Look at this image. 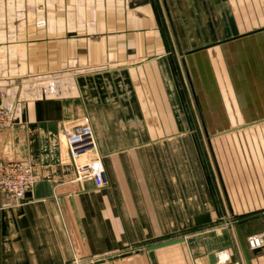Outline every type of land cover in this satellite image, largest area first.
I'll return each mask as SVG.
<instances>
[{
	"label": "crops",
	"instance_id": "1",
	"mask_svg": "<svg viewBox=\"0 0 264 264\" xmlns=\"http://www.w3.org/2000/svg\"><path fill=\"white\" fill-rule=\"evenodd\" d=\"M1 61L0 162L38 180L23 197L0 189V264H246L235 226L256 232L246 213L221 217L178 78L206 121L264 114V27L244 30L233 0H0ZM82 118L102 187L76 178L63 141Z\"/></svg>",
	"mask_w": 264,
	"mask_h": 264
},
{
	"label": "rangeland",
	"instance_id": "2",
	"mask_svg": "<svg viewBox=\"0 0 264 264\" xmlns=\"http://www.w3.org/2000/svg\"><path fill=\"white\" fill-rule=\"evenodd\" d=\"M233 2L239 6L241 27L244 30L264 27V0ZM19 13L21 17L22 12ZM4 64L6 62L1 61V70ZM178 78L191 125L199 136V146L221 217L236 221L239 217L236 212L246 213L244 222L247 232L259 231L264 227L263 215L260 219L264 211V114L259 111L251 113L248 119L241 122H222L219 116L216 122H212L210 116L206 121L205 112L209 108L207 110L199 105L187 75ZM213 108L216 110L213 114L233 115V108H217L218 111L216 107ZM206 132H209L208 136ZM230 205L235 216L231 214ZM244 238L246 240L247 236Z\"/></svg>",
	"mask_w": 264,
	"mask_h": 264
},
{
	"label": "built area",
	"instance_id": "3",
	"mask_svg": "<svg viewBox=\"0 0 264 264\" xmlns=\"http://www.w3.org/2000/svg\"><path fill=\"white\" fill-rule=\"evenodd\" d=\"M8 94L0 86V133L11 119L12 110L7 103ZM63 141L69 158L75 166L76 178H93L98 187L106 182L105 169L98 154L96 136L87 118L79 120L65 132ZM38 178L33 168L21 160L0 162V189L23 197L36 184ZM264 219V211H263ZM246 245L250 249L264 248V229L249 235ZM218 264V263H216Z\"/></svg>",
	"mask_w": 264,
	"mask_h": 264
},
{
	"label": "water",
	"instance_id": "4",
	"mask_svg": "<svg viewBox=\"0 0 264 264\" xmlns=\"http://www.w3.org/2000/svg\"><path fill=\"white\" fill-rule=\"evenodd\" d=\"M219 174L221 176V172ZM221 180H222V183H223L222 176H221ZM223 185H224V183H223ZM227 198H228V195H227ZM228 202L230 204L229 198H228ZM210 221H211V216H210L209 213H205V214L199 215L195 219V222L197 224H203V223H207V222H210ZM235 228H236V234H237V238H238L239 244L241 246V249L243 251V254H244V257H245V260H246V264H251L248 248H247V245H246V241H245V238H244V236H243V234L241 232L239 224H236ZM182 240H183L182 238L171 239V240L163 241V242H160V243L152 244L148 248H149V250H152V249H156V248H159V247H162V246L178 243V242H181ZM259 250H260V248L254 249L255 252H257ZM131 253L132 252H128V253H125V254H122V255L124 256V255H128V254H131ZM118 257H119V255H116V256H113V257H109V259L118 258ZM210 258H211V263L212 264H216L217 263L216 254H214V253L210 254ZM102 261H104V259L98 260L97 263L98 262H102ZM89 264H91V263H89Z\"/></svg>",
	"mask_w": 264,
	"mask_h": 264
}]
</instances>
